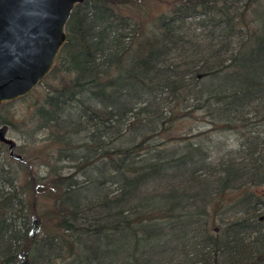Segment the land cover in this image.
<instances>
[{
    "label": "trees",
    "instance_id": "trees-1",
    "mask_svg": "<svg viewBox=\"0 0 264 264\" xmlns=\"http://www.w3.org/2000/svg\"><path fill=\"white\" fill-rule=\"evenodd\" d=\"M66 34L0 104V264H264V0H84Z\"/></svg>",
    "mask_w": 264,
    "mask_h": 264
},
{
    "label": "water",
    "instance_id": "water-1",
    "mask_svg": "<svg viewBox=\"0 0 264 264\" xmlns=\"http://www.w3.org/2000/svg\"><path fill=\"white\" fill-rule=\"evenodd\" d=\"M83 1L0 0V104L26 97L47 78L66 42L71 13ZM0 143L10 158L24 161L6 124H0Z\"/></svg>",
    "mask_w": 264,
    "mask_h": 264
},
{
    "label": "rangeland",
    "instance_id": "rangeland-1",
    "mask_svg": "<svg viewBox=\"0 0 264 264\" xmlns=\"http://www.w3.org/2000/svg\"><path fill=\"white\" fill-rule=\"evenodd\" d=\"M151 7H153V3H152V5H151ZM9 136L11 137V138H13L14 140H15V142H16V144H17V146H16V152L17 153H20L19 152V150H18V146H20V145H24V144H28V143H25V142H21V140L19 139V138H17L12 132H10L9 131ZM39 147V145L37 144L36 145V147H35V149H37ZM28 152L29 153H33L34 152V147H32V148H28ZM35 161V163H37L38 162V160H34ZM33 161V162H34ZM40 174L41 175H44L45 174V169H43V170H40ZM264 189V188H263ZM263 189H259L258 191L260 192V193H262V196H264V194H263V192H262V190ZM228 218H230L229 216H228ZM227 220H229V219H227ZM219 221L217 220L216 221V224H219L218 223ZM216 225H213V226H211L210 227V231H209V233H210V235H215V233H219V231L216 229L215 231H214V229H212V228H214ZM218 228V227H217Z\"/></svg>",
    "mask_w": 264,
    "mask_h": 264
},
{
    "label": "bare ground",
    "instance_id": "bare-ground-1",
    "mask_svg": "<svg viewBox=\"0 0 264 264\" xmlns=\"http://www.w3.org/2000/svg\"><path fill=\"white\" fill-rule=\"evenodd\" d=\"M142 234H143V233H142ZM145 237H147V236L145 235ZM139 238H140V237H139ZM141 240H142V239H141ZM144 241H145V240H144ZM232 250H233V249H232ZM162 251H163V250H162ZM231 252H232V251H231ZM200 253H201V252H200ZM224 253H226L225 250H224ZM207 256H208V255H207ZM201 258H202V257H201ZM201 258H200V259H201ZM207 259H208V258H207ZM213 261H214V260H213ZM209 262H210V259H209ZM201 264H202V263H201ZM205 264H206V263H205ZM214 264H215V263H214Z\"/></svg>",
    "mask_w": 264,
    "mask_h": 264
}]
</instances>
